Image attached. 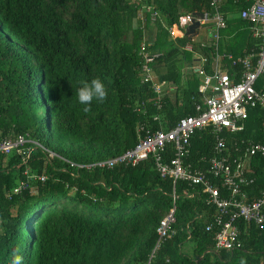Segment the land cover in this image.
<instances>
[{
	"label": "trees",
	"instance_id": "obj_1",
	"mask_svg": "<svg viewBox=\"0 0 264 264\" xmlns=\"http://www.w3.org/2000/svg\"><path fill=\"white\" fill-rule=\"evenodd\" d=\"M144 6L158 14L156 21ZM246 6L220 0L225 20L220 52L233 57L257 52L260 41L239 17ZM207 11L208 0H0V139L27 133L41 147H32L25 158L0 155V264H11L15 249L23 264H146L158 222L171 208L175 233L148 264H240L241 258L264 264V230L242 220L233 221L240 248L215 252L214 231L204 229L216 214L206 195L199 186L160 177L151 157L134 166L84 167L132 148L144 130L168 131L194 115L202 95L191 67L202 55L210 74L212 45L207 38L202 48L192 37L171 39L166 28L182 14ZM142 39L160 53L151 65L157 82L174 88L159 109L150 85L140 82ZM222 65L237 80L239 68ZM97 77L108 96L103 103L94 100L86 114L76 92L81 80ZM254 89L264 95V75ZM262 116L259 108H250L241 131L223 128L219 153L211 127L196 131L185 162L220 187L207 172L209 162L222 158L233 164L235 158L243 177L253 179L243 187L247 201L253 200L264 188V157L248 151L251 144L264 145ZM139 126L143 131L137 132ZM171 148L164 146V162ZM31 176L44 180L30 179L25 189L11 193Z\"/></svg>",
	"mask_w": 264,
	"mask_h": 264
},
{
	"label": "built area",
	"instance_id": "obj_2",
	"mask_svg": "<svg viewBox=\"0 0 264 264\" xmlns=\"http://www.w3.org/2000/svg\"><path fill=\"white\" fill-rule=\"evenodd\" d=\"M232 2L247 4L245 8L240 10L239 17L251 24V36L260 41L257 52L250 51L242 57H233L229 53L220 52L218 46L220 31L225 28V20L219 11L220 0H208L207 13L180 15L176 23L166 28L171 39L185 37L187 27L194 21L198 23L197 35L199 27L209 21L205 33L213 51L210 74L205 73L206 58L202 55L195 56L199 65L191 67V70L200 77L197 92L202 95L201 102L193 106L194 115L180 118L168 131H143L142 126H139L137 132L143 131V135L138 138L132 148L105 161L84 166L85 168L97 167L100 169H111L115 165L134 166L151 157L154 169L160 177L167 176L171 177L173 182L179 180L186 182L188 186H199L201 194L206 195L205 203L212 206L216 212L211 222L204 227L205 231H214L213 250L215 252L240 248L241 244L238 239V230L233 224L234 220H242L251 223L258 230H264V188L257 193L253 200L247 201L243 187L250 186L253 179L243 177V169L235 158L233 164L226 163L222 158L211 159L209 162L207 172L212 179L220 180V187H216L201 171L193 169L190 163L185 162L190 153L189 140L193 133L205 127H211V137L215 141L214 149L219 153L224 141L219 136L221 130L224 128L229 132L241 131L240 123L246 118L247 109L259 108L261 110L264 130V95L254 89L256 79L264 75V0H232ZM142 9L151 22L158 19V14L150 6H144ZM139 14L141 13L139 12ZM197 14H202L203 18H199ZM139 20H141L140 16ZM150 46L151 43L146 42L145 39H142L138 44L139 77L141 83L150 85L155 96L153 105L159 109L166 83L157 82L152 73L151 65L160 57V53L151 52ZM199 46L202 48L204 43L200 42ZM184 49L191 51V45L186 44ZM222 62L239 68L237 80H233L235 75L229 74L223 68ZM206 91L209 93L206 94ZM152 120L158 121V117L154 116ZM166 144L172 146V157L168 162H164L161 156ZM32 147L41 148L38 143L29 138L27 133L19 134L14 138L4 137L0 139V155L5 156L13 153L20 158H25L29 155ZM47 153L49 157L54 156L51 152ZM248 153L250 156L257 154L263 158L264 145L251 144ZM71 165L73 166V163ZM30 179L42 182L44 177H27L25 180L19 181L11 193L16 194L25 189ZM219 188L225 191L223 196L227 197H220ZM174 198L172 195V199ZM173 222L174 209L171 208L159 220L155 229L156 241L149 260L159 245L174 235L175 232L171 228ZM149 260L146 264L149 263Z\"/></svg>",
	"mask_w": 264,
	"mask_h": 264
},
{
	"label": "clouds",
	"instance_id": "obj_3",
	"mask_svg": "<svg viewBox=\"0 0 264 264\" xmlns=\"http://www.w3.org/2000/svg\"><path fill=\"white\" fill-rule=\"evenodd\" d=\"M80 87L77 89L76 97L78 103L84 105L83 112L89 113L91 111V104L95 100L103 103L108 96V91L104 82L99 78H93L90 81L81 80ZM19 249L13 251L11 264H23V257L18 254ZM240 264H247L244 258H241Z\"/></svg>",
	"mask_w": 264,
	"mask_h": 264
},
{
	"label": "rangeland",
	"instance_id": "obj_4",
	"mask_svg": "<svg viewBox=\"0 0 264 264\" xmlns=\"http://www.w3.org/2000/svg\"><path fill=\"white\" fill-rule=\"evenodd\" d=\"M209 21L206 22V24H204L203 26L199 27L198 33L196 36L192 37L191 42L195 45V44H199L200 42L204 41V37L206 35L205 33V29L208 26ZM222 41V40H221ZM198 81H200V79L198 78ZM169 91V90H168ZM170 92V93H169ZM168 92V97L172 98L173 95V90Z\"/></svg>",
	"mask_w": 264,
	"mask_h": 264
},
{
	"label": "water",
	"instance_id": "obj_5",
	"mask_svg": "<svg viewBox=\"0 0 264 264\" xmlns=\"http://www.w3.org/2000/svg\"><path fill=\"white\" fill-rule=\"evenodd\" d=\"M197 16L199 18H203L202 14H197ZM197 27H198V23L194 21L190 26L187 27L185 35L189 38L195 36Z\"/></svg>",
	"mask_w": 264,
	"mask_h": 264
},
{
	"label": "crops",
	"instance_id": "obj_6",
	"mask_svg": "<svg viewBox=\"0 0 264 264\" xmlns=\"http://www.w3.org/2000/svg\"><path fill=\"white\" fill-rule=\"evenodd\" d=\"M137 23V22H136ZM206 38H207V35H205V37H204V41H206ZM203 41V42H204ZM199 64L197 63V61H195L193 64H192V67H196V66H198ZM174 88H167L166 86L164 87V95H166V96H168L167 94H168V92L169 91H172ZM169 90V91H168ZM170 93V92H169Z\"/></svg>",
	"mask_w": 264,
	"mask_h": 264
}]
</instances>
